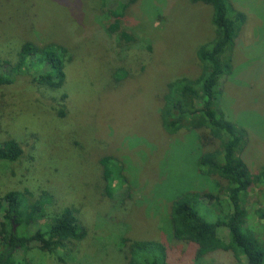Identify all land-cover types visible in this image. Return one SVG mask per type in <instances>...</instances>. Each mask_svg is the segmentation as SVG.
Listing matches in <instances>:
<instances>
[{
    "label": "rangeland",
    "instance_id": "374dc122",
    "mask_svg": "<svg viewBox=\"0 0 264 264\" xmlns=\"http://www.w3.org/2000/svg\"><path fill=\"white\" fill-rule=\"evenodd\" d=\"M15 1L2 11L8 22L17 18ZM32 1L36 7L23 4L22 27H0V56L13 61L20 43L31 41L61 44L74 59L62 90L50 92L21 75L0 88V142L14 138L24 149L17 162L0 164V194L46 191L52 196L47 215L74 207L87 234L68 245L71 252L33 250L28 255L38 264H126L118 249L119 239L126 237L163 244L169 264H245L225 255L197 259L196 246L175 240L171 232V204L187 192L215 193L216 185L197 169L202 149L194 133L161 135L154 96L163 91L165 78L199 74L196 50L213 36L210 10L189 0H138L126 15L127 27L138 31V43L121 61L103 35L109 21H103L101 0ZM228 1L246 22L234 49L229 97L221 108L247 128L244 158L256 171L264 166V0ZM107 2L114 8L122 0ZM151 61L154 68L139 75ZM120 64L127 70H119ZM62 92L68 95L63 119L57 115ZM105 155L122 161L114 199L104 193L99 160ZM220 201L228 212L223 195ZM259 206L257 195H250L246 226L264 240ZM196 208L201 217L216 215L203 203L196 202ZM222 235L226 238V229Z\"/></svg>",
    "mask_w": 264,
    "mask_h": 264
},
{
    "label": "trees",
    "instance_id": "16d2710c",
    "mask_svg": "<svg viewBox=\"0 0 264 264\" xmlns=\"http://www.w3.org/2000/svg\"><path fill=\"white\" fill-rule=\"evenodd\" d=\"M101 1V14L106 16L103 21H109L103 35L113 44V55L124 61L128 56L127 49L138 43V31L126 25L128 10L138 0H122L114 8L107 7V0ZM189 2L210 10L213 36L196 50L199 67L196 77L165 78L163 91L154 96L156 115L161 135L170 137L194 133L198 137L202 151L197 158V169L215 182L216 189L215 193L187 192L177 198L170 208L171 232L175 240L196 246L197 259L213 254L225 255L235 263L242 259L245 264H264V240L246 226L245 208L248 197L257 195L260 206L256 214L264 222V166L256 171L250 168L244 158L249 148L247 128L236 115L231 118L230 112L226 114L221 108L231 90L227 80L234 76V49L246 17L228 0ZM8 4L9 0L0 1L2 30L22 27L25 22L22 20L26 19L21 16L27 15L23 4L29 8L36 7L35 1L16 0L12 13L17 18L8 22L2 13L9 8ZM73 59L74 54L61 44L40 46L23 41L15 53V60L0 56V88L12 85L14 78L21 75L30 77L34 84L50 92L62 90L68 79L67 67ZM125 67L120 64L117 68L127 70ZM153 68L151 61L141 67L139 75ZM114 91L118 94V89ZM102 92L109 94L105 90ZM100 95L103 96L102 93ZM67 98L68 95L62 92L61 108L57 110L61 119L67 115L64 108ZM237 120L239 124L235 122ZM23 154L21 143L14 138L0 142V164L15 163ZM121 162L113 155H105L99 160L104 193L109 199H114V181L123 177ZM221 195L229 206L228 212L222 209ZM51 202L52 196L43 190L38 195L28 189L0 194V264H38L28 255L30 251L53 254L63 250L67 253L71 252L68 245L85 239L87 233L78 210L68 207L48 216L46 208ZM196 202L214 209L216 215L207 213V217H201ZM219 211L220 216L217 215ZM223 229L227 231L226 238L222 235ZM118 249L126 264H169L165 246L156 241L122 237Z\"/></svg>",
    "mask_w": 264,
    "mask_h": 264
}]
</instances>
